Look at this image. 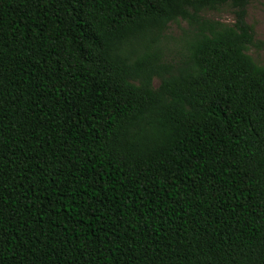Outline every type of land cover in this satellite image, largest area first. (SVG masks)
<instances>
[{
	"label": "trees",
	"instance_id": "1",
	"mask_svg": "<svg viewBox=\"0 0 264 264\" xmlns=\"http://www.w3.org/2000/svg\"><path fill=\"white\" fill-rule=\"evenodd\" d=\"M251 1L0 0V264H264Z\"/></svg>",
	"mask_w": 264,
	"mask_h": 264
},
{
	"label": "rangeland",
	"instance_id": "2",
	"mask_svg": "<svg viewBox=\"0 0 264 264\" xmlns=\"http://www.w3.org/2000/svg\"><path fill=\"white\" fill-rule=\"evenodd\" d=\"M206 19L232 24L235 22L234 10L226 5L217 10H206L201 14ZM247 22L254 27L255 45L250 46L247 53L260 65L264 66V0H252L247 6ZM191 35V30L187 21L170 23L166 32V38L162 44L165 55L169 60H179L185 52L186 43ZM258 42V43H257ZM260 42V43H259ZM156 85L159 80H155Z\"/></svg>",
	"mask_w": 264,
	"mask_h": 264
}]
</instances>
